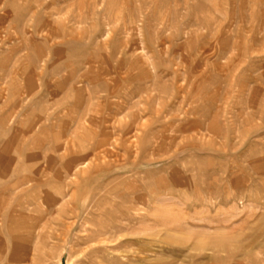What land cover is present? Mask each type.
Instances as JSON below:
<instances>
[{"label":"rangeland","instance_id":"obj_1","mask_svg":"<svg viewBox=\"0 0 264 264\" xmlns=\"http://www.w3.org/2000/svg\"><path fill=\"white\" fill-rule=\"evenodd\" d=\"M0 264H264V0H0Z\"/></svg>","mask_w":264,"mask_h":264},{"label":"bare ground","instance_id":"obj_2","mask_svg":"<svg viewBox=\"0 0 264 264\" xmlns=\"http://www.w3.org/2000/svg\"><path fill=\"white\" fill-rule=\"evenodd\" d=\"M108 231V230H107ZM110 232V231H109ZM103 234V233H102ZM109 235V234H108ZM91 238V237H90ZM88 241H89V239H88Z\"/></svg>","mask_w":264,"mask_h":264}]
</instances>
